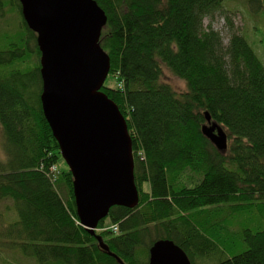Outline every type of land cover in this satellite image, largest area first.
I'll return each mask as SVG.
<instances>
[{
	"label": "trees",
	"instance_id": "obj_1",
	"mask_svg": "<svg viewBox=\"0 0 264 264\" xmlns=\"http://www.w3.org/2000/svg\"><path fill=\"white\" fill-rule=\"evenodd\" d=\"M95 1L108 19L100 45L111 61L101 91L126 120L139 205L111 208L95 235L82 225L74 177L59 167L42 109L37 34L19 0H0V14L8 6L20 14L17 41L5 38L0 49V203H11L0 213V254L36 264H149L152 246L170 240L192 264H206L225 254L232 219L264 203V65L229 16L228 45L205 28L225 0ZM247 1L264 10V0ZM163 67L185 93L163 81ZM206 113L226 131V152L203 135ZM242 238L245 251L215 264H264V227Z\"/></svg>",
	"mask_w": 264,
	"mask_h": 264
},
{
	"label": "water",
	"instance_id": "obj_2",
	"mask_svg": "<svg viewBox=\"0 0 264 264\" xmlns=\"http://www.w3.org/2000/svg\"><path fill=\"white\" fill-rule=\"evenodd\" d=\"M41 52L42 109L63 159L74 177L82 225L95 235L113 207L139 205L132 139L118 106L101 90L110 73L100 39L106 13L95 0H19ZM203 135L220 152L228 135L206 113ZM97 240L105 251L109 248ZM149 264H192L170 240L150 249Z\"/></svg>",
	"mask_w": 264,
	"mask_h": 264
},
{
	"label": "rangeland",
	"instance_id": "obj_3",
	"mask_svg": "<svg viewBox=\"0 0 264 264\" xmlns=\"http://www.w3.org/2000/svg\"><path fill=\"white\" fill-rule=\"evenodd\" d=\"M247 0H225L223 2V13H217L213 19H206L205 28H212L219 32L223 38L224 44L229 43V31L227 27L226 16H229L235 26L237 32H240L244 38L251 44L257 53L258 57L264 65V10H251ZM18 14V15H17ZM12 11L10 6L2 10L0 14V49L5 47V41L16 40L19 31L18 20L20 14ZM8 31V32H7ZM163 81L171 85L172 88L179 94L187 91L186 83L174 76L171 71L163 67ZM107 84H111L110 79L106 80ZM2 131L0 126V160L5 159V154L2 149ZM61 170H67L68 164L62 158L59 162ZM145 190H149V184H144ZM10 202L5 204L0 203V213H6L7 206ZM9 212V211H8ZM10 214V212L8 213ZM106 223L109 225L110 220ZM264 227V203L256 207L249 215L241 214L232 219L230 227L223 232V240L220 243L224 251V255H213L206 264H215L218 260L225 257L235 256L247 249V244L243 241L242 232L244 229L258 230ZM3 264H36L35 261L25 258L20 252L7 250L0 254ZM7 260V262L5 261ZM5 261V262H3Z\"/></svg>",
	"mask_w": 264,
	"mask_h": 264
},
{
	"label": "built area",
	"instance_id": "obj_4",
	"mask_svg": "<svg viewBox=\"0 0 264 264\" xmlns=\"http://www.w3.org/2000/svg\"><path fill=\"white\" fill-rule=\"evenodd\" d=\"M113 230H114V232H117L118 231V228L117 227H114Z\"/></svg>",
	"mask_w": 264,
	"mask_h": 264
},
{
	"label": "bare ground",
	"instance_id": "obj_5",
	"mask_svg": "<svg viewBox=\"0 0 264 264\" xmlns=\"http://www.w3.org/2000/svg\"><path fill=\"white\" fill-rule=\"evenodd\" d=\"M228 145H229V140H228ZM229 147V146H228Z\"/></svg>",
	"mask_w": 264,
	"mask_h": 264
}]
</instances>
